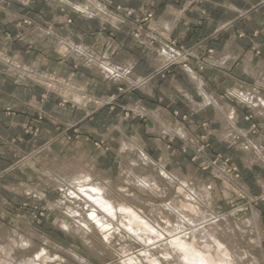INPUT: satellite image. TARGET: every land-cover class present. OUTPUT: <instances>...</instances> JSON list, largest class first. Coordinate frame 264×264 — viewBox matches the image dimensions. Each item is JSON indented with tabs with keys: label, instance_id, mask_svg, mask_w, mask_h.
<instances>
[{
	"label": "crops",
	"instance_id": "crops-1",
	"mask_svg": "<svg viewBox=\"0 0 264 264\" xmlns=\"http://www.w3.org/2000/svg\"><path fill=\"white\" fill-rule=\"evenodd\" d=\"M69 1L84 2L83 0ZM102 1L112 6L130 7L137 14L152 11L156 16L157 24L160 26L161 22L171 20L169 26L171 30L167 28L166 30L186 47H192L197 42L202 41L215 46L219 54L225 53L227 49L230 54L233 53L234 60L229 61L225 68L213 66V68H206L201 72L204 82L206 81L204 88L206 92L213 94L221 103L225 102L236 108L240 119L238 126L248 129V136L242 137L243 140L240 142H246L249 137H253L252 139L262 138L261 143L264 145V117H255L252 109L229 95V90L235 85L244 84L256 88L254 84L258 78L254 75V71L257 73L258 70V73L264 76V48L259 45V42L264 40L263 4L258 3L257 0H244L243 2H246L243 3L245 7L234 3L232 0H227V2L226 0ZM232 7L239 8V10L232 11ZM201 10L206 11V16L202 15ZM240 12L244 14L242 15ZM118 17L120 16L118 15ZM24 19H29L32 24L24 25L21 28L16 27V24ZM67 19H71L72 22L67 23ZM221 25H225L226 28L220 29ZM161 27L165 28V26ZM135 28V23L130 20L121 19L117 27L103 22L99 18L83 17L76 14L69 5L61 3L60 0L55 3L47 0H0V53L2 55L12 56L13 59L17 58L26 65L53 71L63 77L73 76L78 82L88 83V90L97 96L117 95L118 98L127 103L139 102L146 105L147 108H154L151 112L167 109L166 111L169 113L166 114L162 122L172 126L184 124L190 130L192 137L198 131L196 122L205 119L210 124V132L215 138L216 144L219 143L217 145L222 146L220 149L226 153L234 150L239 155L240 166L247 173L246 175L256 177L257 172L261 173L255 178L258 184L257 179L260 176L263 177L261 169L257 166L253 168L244 166L243 156L238 151V147L234 146L235 149H232L233 144H227L218 138L221 125L217 120L216 108L208 107L201 109V111H194L193 104L186 98L185 94H191L198 102L202 97L190 82L184 70L185 67L181 66L182 64L172 67L173 75L163 81L159 74H155L159 66V61H157L159 55L155 53V50L145 47L132 37ZM37 29L38 31L49 32L41 36ZM239 34H243V36H238ZM63 41L64 43L61 44ZM81 43L82 46L89 47L86 51L87 55L77 57L72 52L65 57L60 55L61 48H63L61 45L65 44L71 50L70 47H73L71 44L81 47ZM250 45L254 48H261L262 54L256 55L250 51L248 49ZM113 48L116 49L115 53L109 54ZM105 53H108L110 61L118 66L132 63V79L150 77L147 87L135 88L132 89L133 91L128 89L125 93H118L119 86L128 87L126 82H113L105 79L101 73H98L97 67L87 65L89 58L101 57ZM189 64L194 68L196 67L195 60H191ZM8 72L5 65L0 62V169H5L13 162L15 153L28 154L36 148L47 145L68 159L78 154L81 156L88 154L97 159L98 167L106 170H117L118 159L116 156L118 150L114 149L113 153L106 154L96 150L93 144L85 141L83 137L73 146L54 141L52 138L58 134V124L62 123H72L73 128L78 127L84 134L88 133L95 138L98 136L105 138V140H111L112 144H118L122 133L130 138L140 137L144 141V148L147 153L152 152L154 158L160 157L163 151L161 144H164L168 150L171 163H174L172 154L178 153L175 155V161L176 158L177 160L180 158L181 153L178 148L175 149V153L173 151L171 154V147L168 146L170 143L169 136L163 137L154 132L158 122L153 117L149 118L148 126L145 124L144 127L137 126L133 121L124 120L119 115H113L106 111L95 115V120L90 121L85 115L87 111L83 109L76 111L70 107L59 105L57 97L59 95L57 94V96L47 94L43 98L42 95H44L45 90L36 84L39 82L26 76L11 73L16 78ZM34 81L36 83H33ZM65 102L70 103L66 100ZM41 110L47 113L45 121L36 123ZM173 110L189 111V125L174 117ZM247 111L254 115L255 121L260 123L255 136L251 134L252 122L246 119ZM91 113L87 112V114ZM29 126L36 128L37 136L27 135L24 132L25 127ZM176 141L178 145L183 143L180 139Z\"/></svg>",
	"mask_w": 264,
	"mask_h": 264
},
{
	"label": "bare ground",
	"instance_id": "bare-ground-1",
	"mask_svg": "<svg viewBox=\"0 0 264 264\" xmlns=\"http://www.w3.org/2000/svg\"><path fill=\"white\" fill-rule=\"evenodd\" d=\"M56 1L58 2L59 0ZM60 1L75 9L74 11L83 17L89 19L99 18L103 22L117 27L121 22L120 17L108 10L106 2L104 3L102 0H83L84 2L82 3H74L69 0ZM231 9L232 11L239 10L236 7ZM240 13L244 14L243 12ZM170 21L161 22L160 24L171 30L169 27ZM175 24L174 26H176ZM224 28H226L225 25L220 26V29L223 30ZM48 32L39 30L38 34L42 36L48 34ZM60 39L62 40V38ZM61 46L64 48H61V53L64 57L68 56L70 52L77 57L87 55L86 51L89 48L85 47V45L82 46V43L81 47L71 44L73 46L70 47L71 50L65 44ZM173 54L166 48L163 53L160 52L159 58L157 57L158 60L156 59L159 61L158 69L169 64L172 60L174 61V59L180 60L182 58L180 53H178L179 56L177 57ZM232 54H230L228 49L223 54H215L214 63H210L211 66L225 68L229 61L234 60V55ZM109 56L108 53H105L101 57H91L87 65L97 67L98 73H101L105 79L113 82H126L129 88L142 89L147 87L149 79L138 77L134 80L131 78L133 77L131 75L132 63L118 66L110 61ZM0 62L5 65L9 73L35 80L41 83L42 86H46L49 92L60 95L64 100L87 112H92L97 107L99 108L109 103L106 98L99 99L89 94L87 92L88 83L78 82L73 76L70 77L69 83L67 82L66 85L62 86V83L56 84L54 78H50L47 75L40 76L36 67H25L24 63L17 58L9 60L6 56L5 58L0 56ZM254 73L258 78L256 79L257 85L259 87L263 86L264 76L258 73V70L257 73L255 71ZM187 75L190 82L196 87L200 97H202L198 102L191 94H185L186 98L193 104L195 112L208 107L216 108L217 120H219L221 125V132L218 138L228 144L239 145L237 147L246 156L244 159L245 166H261L264 168L262 138L247 144L239 142L237 138L248 136V132L238 126V120L240 119L236 108L228 103H221L213 94L206 92L204 88L206 81L204 82L202 76L188 65ZM54 88H57V92H55ZM229 95L252 109L257 117H264V94L257 87L245 86L244 84L241 86L235 85L229 90ZM137 108L138 110L140 109L143 115H149L158 122H155L157 125L155 124L156 130L154 132L163 137L178 138L187 143L192 141L193 137L190 130L185 125L180 124V126L177 125L178 127L173 128L172 125L162 122L166 114L169 113L166 111L167 109L151 112L140 106V104ZM118 128L121 129V127ZM118 144L120 147L118 155L121 158V165L119 174L116 177V184H114L115 179L112 178L110 172L103 171L98 167L95 157L92 158L88 154L83 156L78 154L77 158L66 160L51 146L45 149L46 153H50L48 156L52 154V164H54L52 168L46 170L45 174L50 176L51 179H55L53 180L58 184L63 196V199L58 201V205L60 207L62 205L65 206L68 213L67 216L73 220V223L60 220L59 228L67 233L79 234L85 244L93 250L100 249L101 243L99 242L100 244L98 245L95 240L97 236L105 240V242L107 241L108 245L112 247L114 246L113 239L117 235L128 238L132 243L127 242L120 247L118 251L122 258L118 264L263 263L257 257L259 252L263 250L262 243L264 240L261 214L257 209L252 208V216L242 217L235 221L232 219L231 214L217 215L211 210L213 207L212 198L215 197V191L218 189L216 181L210 179L205 182L202 181V178L196 177L194 182L191 183L184 179L185 175L181 170H169L170 156L164 144H161L163 151L159 158H152L147 153L144 148V142L140 138H130L125 133H122ZM28 164L30 168L36 167L35 162H32L31 159ZM166 184L174 189L171 188L174 191V196L169 203L161 207L155 204L151 205L150 214L146 212L147 210H143L144 206L142 204L143 207L134 204V201L135 203L141 201L138 197L141 194L137 195L132 192L130 187L135 188L140 193H151L158 195L160 198L161 196L164 197L163 195H166L167 191H169L163 187ZM125 185L129 187H125ZM260 186L264 189V181L260 182ZM222 190L226 198L232 197L237 191L234 192L228 183L222 187ZM213 194L214 197H212ZM43 196L39 193V198H43ZM164 201L166 203V199ZM250 228V231L253 230L256 233L255 235L249 232ZM2 231L3 229L0 226V264H67L62 257L52 253L47 247L40 248L35 246L34 238L39 235L34 230H28L31 235L30 238L17 231L8 232L7 234ZM39 238L43 239L46 244L51 245L55 250L67 256L69 255L72 259L82 264H89L86 259L76 252H69L59 244L49 241L46 237ZM4 240H6V243ZM134 244L140 246V249L136 252L133 251L132 245ZM257 248L262 249L261 251L258 250V254H256ZM26 251L30 253L24 254L23 252Z\"/></svg>",
	"mask_w": 264,
	"mask_h": 264
},
{
	"label": "rangeland",
	"instance_id": "rangeland-1",
	"mask_svg": "<svg viewBox=\"0 0 264 264\" xmlns=\"http://www.w3.org/2000/svg\"><path fill=\"white\" fill-rule=\"evenodd\" d=\"M47 1L48 2L53 1L52 3L56 2L55 0H47ZM232 1L234 3H238L242 7H245V4L243 3L246 2H243L244 0H232ZM257 1H259L258 3L264 5V3H262L264 2V0H257ZM75 3H82V2L75 1ZM215 4H219V3H215ZM106 5L108 10L114 12L117 16L119 15L120 19H123L124 21L130 20L134 22L136 28L132 32V37L137 42L143 44L145 47H149L150 49L155 50V53L157 55H159L160 52L163 53L165 48L169 50L172 54L174 53L173 55H176L175 57L179 56L178 53H180V57L182 56L180 60L174 59V61L172 60L169 64L164 65L161 69H157L155 74H159L163 81H165L169 76L173 75V71L171 70V68L178 64L180 65L182 64L181 66L185 67L184 70L186 71V73H187V65H188L189 67L195 69L200 75L201 72L204 71L206 68H213L211 64L214 63L213 62L214 56L215 54H219L217 53L218 49L215 46L213 45L211 46L206 43H203L202 41H199L192 47H186L181 42H179L178 39L174 38L170 34V32L166 30V28L161 27L162 25L160 26L159 24H157L156 16L152 11H145L142 14H137L136 11L130 7H125L123 5L112 6L111 4L109 5L107 3ZM248 6H250V4H248ZM71 9L73 11L75 10L73 8ZM74 12L77 14L76 11ZM201 13L203 16H206V11L201 10ZM67 20H68L67 23L72 22L71 19H67ZM31 24L32 22L29 19H24L23 21L18 22L16 24V27L21 28L24 25H31ZM238 36H243V34H239ZM259 45L262 48H264V40L259 42ZM248 49L250 51H253L256 55L262 54L261 48H254L253 46L251 47L250 45ZM115 51L116 49L113 48L111 49L109 54H113L115 53ZM60 55L62 56V53ZM0 56L5 58V56L2 55L1 53ZM7 58L9 60L13 59L12 56H9ZM191 60H195L196 63L195 68L189 64ZM24 66L27 68H32V66L30 65L24 64ZM6 70L8 69L6 68ZM38 70L40 76L47 75L50 78H54L56 80V84L62 83V86H64V84L66 85L68 81L70 82V77L69 78L63 77L49 70H44V69L43 70L38 69ZM10 75L16 77L11 73ZM147 79H150V77ZM33 83L36 82L34 81ZM36 84L44 88L45 93L44 95H42L43 98H45L47 94H55L49 92L46 86H42L39 83ZM254 85L264 94V86L259 87L257 85V82ZM130 88H128L127 86L125 87L119 86L117 91L118 93L122 94L127 92L128 89ZM132 89L135 88H131V90ZM54 90L55 92H57V88L56 89L54 88ZM87 92L99 99L106 98L109 101L107 105L101 106L99 108L97 107L96 109L93 108L95 110H92L91 114H87V112H85V115H87L88 120L93 121L95 120V115H98L103 111H106L107 113L113 115H119L124 120L133 121L134 123L137 124V126L144 127L145 124L146 126H148L150 122L149 120L150 116L143 115L140 112V109L138 110L137 106L140 104V106H142L145 109H148L149 111L153 110L154 108L152 109L147 108L146 105H143L139 102L127 103L123 101L121 98H118L117 95L97 96L92 94L88 90V86H87ZM57 97L59 99V105L70 107L76 111L81 110L80 108L68 102H65V100L62 97H60V95ZM172 112L174 117H177L180 121H182L183 123H187V125H189L188 122L190 118L189 111L173 110ZM46 114L47 113L44 110H41V112L38 114V117L36 119V123H40V122L43 123L45 121ZM246 114H247L246 115L247 121L252 122L251 134L252 136H255L257 134V130L260 127L259 126L260 123L254 120V115L251 114L249 111H247ZM255 117L257 116L255 115ZM58 125H59L58 134L55 135L52 139L56 142L62 143L63 145L73 146L77 141H79L83 137L85 141L91 142L96 150L103 151L106 154L113 153L114 149L119 150L120 148V147L118 148L117 143L112 144L111 140H105V138L98 136L95 138L94 136H91L88 133L84 134L83 132H81V130L78 127L73 128L74 126L72 123H66V124L62 123ZM174 127L176 128L178 126H173V128ZM196 127L198 131L192 138V141H190L189 143L183 141V143L178 145V142L176 141L178 138H170V137L168 138L170 141L168 146L171 147V154L173 151L175 153L176 148H178L179 152L181 153L179 156L180 158L178 160L176 158V161H175V157H176L175 155H178V153L171 155L174 159V163H171L170 161L169 170H174V169L181 170L185 175L184 179H186V181H190L191 183L194 182L196 177L202 178V181L205 182L209 181L210 179L216 181L218 185V189L215 191V197L217 198H215L213 194L212 196L214 197L212 198L213 207L211 206L212 207L211 210L215 212L217 215L231 214L232 219L235 221L242 217L244 218V217L252 216L253 215L252 208L254 207L261 214V219H262L261 226L262 229L264 230V189L260 186V182L264 181V168L258 166L262 171L263 177L260 176L257 179L258 181L257 184L255 178H257L261 173L257 172L256 177L255 176L249 177V175H246L247 173H245V171H243L242 167L240 166L239 155L234 150H231V152L226 153L224 152V150L220 149L222 146L217 145L219 143L216 144L215 138L211 135L210 124L208 121H206L205 119L198 120V122H196ZM246 130L248 132V129ZM24 132L27 135L37 136L36 128L34 127L31 128V126L25 127ZM138 138L140 137H135V139ZM252 138L253 137H249V139H247L246 142L244 143L247 144L248 142L259 140V139L254 140ZM140 139L143 141L142 138ZM237 140L240 142L243 140V138L238 137ZM234 146L236 147L239 145L233 144L232 149H235ZM47 147H48L47 145L41 146L39 148L34 149L28 154L15 153L13 162H11L5 169H0V226L3 229L2 232H4V234H7L8 232L12 233V231H17L30 238L31 235L28 232V230L30 229L34 230V232H36V234L39 235L34 238V241L36 243L35 246L40 248L47 247L52 253H55L60 257H62L67 264H82V263H80L75 259H72L71 257H69V255L67 256L62 252L55 250L51 245L46 244V242L39 237H46L48 238L49 241L59 244L69 252L70 251L76 252L81 257L86 259L89 264L120 263L122 256L118 250L122 245L126 244L127 242L132 243L128 240V238L117 235L116 238L113 239L114 246L112 247L111 245H108L107 241L105 242V240H103L102 238L100 239V237L97 236L95 237V240L96 242H98L97 243L98 245L101 243L100 249L93 250L92 248H90L85 244V242L82 240L79 234L67 233L66 231L59 228L60 220L68 221L69 223H73V220L67 216L68 213L66 207L63 205L60 207L58 205V201L63 199V196L58 184L56 183V181H54L55 179L53 178L54 179L53 180L51 179L50 176L45 174L46 170L52 168V166L54 165L52 164L53 163L52 161L53 157H51L52 154L48 156L50 153L45 152V149ZM237 149L239 152H241L243 156V163L245 164L244 159L246 156L244 152H242L239 147ZM150 154L149 155L152 158H154L153 153L151 152ZM67 156H71V155H67ZM117 156L119 157V155ZM117 156L116 158L118 159L117 161L118 165L116 167L118 168L116 171L106 170L101 168V170L103 171L105 170L106 172L108 171L112 174V178L115 179L114 184H116L115 183L117 179L116 177L119 174V168L121 165V158L120 157L118 158ZM28 158H30L32 162H35L36 167L30 168V165L28 164V162L30 163V159ZM62 158L66 160H70L73 158L74 159L77 158V156L70 157L69 159L62 156ZM246 167L248 168L249 166ZM253 167H249V168H253ZM227 183L229 186H231L234 192L237 190L234 193V195H232V197L229 198H226L224 196L222 190V187H224ZM18 187H20L21 189ZM125 187H129V186L125 185ZM163 187H165V189L169 191H167L166 195H163L164 197L161 196L160 198L158 195L155 194L140 193L135 188L130 187L132 192L136 193L137 195L141 194L140 196H138L141 199V201H138L137 203H135L134 201V204L138 206L140 205V207L144 206L143 210H147L146 212L147 213L149 212L148 214H150L151 205L155 204L156 206L161 207L162 205L169 203L170 199L174 196L173 195L174 189L172 187H169L168 184L164 185ZM39 193L44 195L43 198H39ZM169 193H170L169 195L170 197L168 196ZM165 199H166V203H164ZM250 230L251 228L249 229L250 233H252L253 235L256 234L253 230L252 231ZM98 239H100L101 241ZM4 242L6 243V240H4ZM262 244H263V250L257 248L256 254H258L257 253L258 250L259 251L262 250L261 252H259L257 257L260 258V260L263 262L262 264H264V240ZM132 247L134 252L140 249V246L138 244H134L132 245ZM23 253L29 254L30 252L26 251Z\"/></svg>",
	"mask_w": 264,
	"mask_h": 264
}]
</instances>
